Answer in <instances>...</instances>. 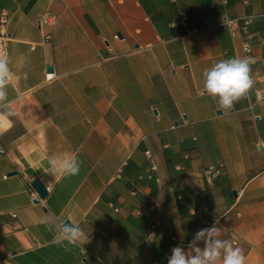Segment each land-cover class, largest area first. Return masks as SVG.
<instances>
[{"label": "crops", "instance_id": "1", "mask_svg": "<svg viewBox=\"0 0 264 264\" xmlns=\"http://www.w3.org/2000/svg\"><path fill=\"white\" fill-rule=\"evenodd\" d=\"M241 17L253 84L226 110L203 73L245 57L223 23ZM0 30V264H167L215 221L264 264V0H0ZM53 216L87 241L57 243Z\"/></svg>", "mask_w": 264, "mask_h": 264}, {"label": "clouds", "instance_id": "2", "mask_svg": "<svg viewBox=\"0 0 264 264\" xmlns=\"http://www.w3.org/2000/svg\"><path fill=\"white\" fill-rule=\"evenodd\" d=\"M247 51V48L245 49ZM10 58L6 52H0V102L6 101L7 88L10 83ZM255 63L250 56L244 58H230L221 60L205 70L204 90L214 98H218L222 109H231L236 101L244 96L252 87L253 81L249 75L250 65ZM3 115H14L6 112ZM52 170L63 179L75 176L80 171V162L77 155L66 153L52 158L49 161ZM48 223L56 228L55 240L63 244L67 241L70 245L85 243L86 234L78 224L56 219H48ZM198 230L188 247L175 246L167 264H245V257L239 247L233 246L227 239L220 238V231L215 226ZM203 245L202 247L200 245Z\"/></svg>", "mask_w": 264, "mask_h": 264}, {"label": "built area", "instance_id": "3", "mask_svg": "<svg viewBox=\"0 0 264 264\" xmlns=\"http://www.w3.org/2000/svg\"><path fill=\"white\" fill-rule=\"evenodd\" d=\"M186 19V14L182 13L181 15V22H183ZM2 23L5 22V18L1 20ZM250 19L248 17H241V18H224L223 23L224 25L228 28L230 35L232 38L235 39H239L240 40V46H241V50L244 54V56H250L253 58L252 56V45L250 43V38L252 36V33L250 31L249 25H250ZM195 31V30H194ZM7 35L0 30V52H6V48H5V39H6ZM247 48V51L245 50ZM256 94L259 96V92L256 91ZM1 152L3 150H0ZM149 165H150V169L151 170H155L156 165L154 163V160L151 156L150 150L146 149L144 151ZM220 171L219 167H215V166H208L205 169V172L207 174H211V173H218ZM151 209L153 208V206L150 207ZM143 214V213H140Z\"/></svg>", "mask_w": 264, "mask_h": 264}, {"label": "water", "instance_id": "4", "mask_svg": "<svg viewBox=\"0 0 264 264\" xmlns=\"http://www.w3.org/2000/svg\"><path fill=\"white\" fill-rule=\"evenodd\" d=\"M34 189L37 191L38 195L40 197H43L46 195L45 188L42 186V184L38 180H34L32 183ZM66 222H69L68 220H65ZM70 223V222H69Z\"/></svg>", "mask_w": 264, "mask_h": 264}]
</instances>
